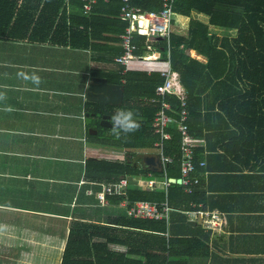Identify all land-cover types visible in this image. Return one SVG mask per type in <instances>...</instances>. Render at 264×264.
I'll return each instance as SVG.
<instances>
[{
  "label": "crops",
  "instance_id": "0c3cea01",
  "mask_svg": "<svg viewBox=\"0 0 264 264\" xmlns=\"http://www.w3.org/2000/svg\"><path fill=\"white\" fill-rule=\"evenodd\" d=\"M108 19L116 20L103 16L94 37L68 31L59 41L0 37V264H59L73 223L107 224L122 210L114 197L99 204L96 192L112 182L88 162L150 153L91 137L101 117L89 111L90 78L117 84L109 79L120 67L117 24ZM25 29L26 21L17 25L18 34ZM257 115L240 121L239 138L223 131L208 142L197 206L222 213L225 224L207 231L196 222L182 236L192 241L177 245L178 264H264V119Z\"/></svg>",
  "mask_w": 264,
  "mask_h": 264
},
{
  "label": "trees",
  "instance_id": "16d2710c",
  "mask_svg": "<svg viewBox=\"0 0 264 264\" xmlns=\"http://www.w3.org/2000/svg\"><path fill=\"white\" fill-rule=\"evenodd\" d=\"M131 4L143 11H159L162 0H131ZM81 6L80 0H0V37L25 38L29 34L28 38L35 39L36 34L37 39L56 40L66 31L94 37V26L103 16L116 18L106 22L116 23L114 32L118 34L127 25L118 17L121 0H97L88 15L82 13ZM173 10L175 15L189 18L185 33L176 30L171 33L169 60L186 92L189 132L207 143L205 147L200 144L194 148L198 163L203 159V152L210 150L208 142L212 136H224L219 132L229 131L225 137L239 138L241 120H254L258 113L264 119V0H174ZM23 21H26V29L18 34L17 25ZM134 43L136 53L141 54L145 37L136 35ZM155 45L165 56L166 42L158 39ZM190 50L202 59L192 57ZM121 52L120 47L118 53ZM115 74L116 78L109 81L123 85L121 104L89 102V111L98 119L102 114L114 117L120 111H131L139 128L125 133L119 127H103L97 123V132L91 137L119 149H152L158 136L153 133L151 124L159 107L149 99L163 79L156 72L149 75L134 70L122 73V66ZM168 99L175 110L168 114L178 118L179 101L173 97ZM167 131L170 138L163 142V153L172 157V162L166 166V176L177 179L180 177L181 136L175 124ZM130 154L133 155L127 160H90L88 165L102 169L105 181L131 177L127 191L131 201L166 199L171 207L168 229L164 221L130 218L123 210L107 224L75 222L59 264H178L177 245L183 240L192 241L182 236L193 233L196 227V222L188 221L184 211L200 201V178L197 184L191 185L189 193L180 183H169L166 190L161 185L148 189L136 177L151 174L160 180L164 178L163 170L152 171L134 158L136 152ZM201 168L197 166L191 177L198 176ZM114 198L116 203L120 201V197ZM111 244L125 246L126 250L112 251Z\"/></svg>",
  "mask_w": 264,
  "mask_h": 264
},
{
  "label": "built area",
  "instance_id": "2783aa9c",
  "mask_svg": "<svg viewBox=\"0 0 264 264\" xmlns=\"http://www.w3.org/2000/svg\"><path fill=\"white\" fill-rule=\"evenodd\" d=\"M97 0H80L82 13L90 14L93 5ZM174 0H162V7L159 11H143L131 4V0H121L119 8V19L127 23L126 27L119 34V45L121 54L115 57V62L122 66V73L126 71H140L147 75L156 72L163 81L155 87L154 96L149 102L158 105L151 127L153 133L158 136L154 143L153 153L157 154L160 160L164 178L157 180L153 175L148 174L144 179V186L153 189L161 185L166 190L169 185V178L166 176V166L172 162V157L164 155L163 142L170 138L167 129L171 124H175L176 130L180 133V184L184 186L185 192L191 191V185L199 182L198 176H192L196 167H203L205 161L195 162L194 148L204 141L194 137L187 124L188 110L186 107V92L180 83L178 72L172 70L170 66V36L173 29ZM141 35L145 37V48L141 54H137V46L134 37ZM160 39L166 42L165 56L157 49L155 42ZM169 97L179 101L176 108L178 118L168 114L174 110ZM175 111V110H174ZM176 180V179H175ZM130 180L127 177L119 181L102 184L100 190L96 192V198L100 205H108L112 197H120L117 207L122 209L127 217L152 219L164 221L166 228L169 225V213L171 207L166 199L161 202L148 200H134L128 198L127 191ZM187 219L198 222L207 231H219L225 224V218L218 211L203 210L196 204H191V209L184 211ZM167 232H166V234Z\"/></svg>",
  "mask_w": 264,
  "mask_h": 264
},
{
  "label": "water",
  "instance_id": "95a60500",
  "mask_svg": "<svg viewBox=\"0 0 264 264\" xmlns=\"http://www.w3.org/2000/svg\"><path fill=\"white\" fill-rule=\"evenodd\" d=\"M124 87L121 84H111L102 77H92L86 89V99L100 104L120 105L123 99ZM100 125L103 127H118L114 124V120L110 119V115L103 114L101 116ZM140 164H144L146 168L152 171H160L161 164L159 157L155 153H144L140 156ZM131 181V177H128ZM170 183H180L179 179L170 178Z\"/></svg>",
  "mask_w": 264,
  "mask_h": 264
},
{
  "label": "clouds",
  "instance_id": "9594fccd",
  "mask_svg": "<svg viewBox=\"0 0 264 264\" xmlns=\"http://www.w3.org/2000/svg\"><path fill=\"white\" fill-rule=\"evenodd\" d=\"M133 117L131 111H120L113 117L114 124L125 133L134 132L139 128V124Z\"/></svg>",
  "mask_w": 264,
  "mask_h": 264
},
{
  "label": "rangeland",
  "instance_id": "374dc122",
  "mask_svg": "<svg viewBox=\"0 0 264 264\" xmlns=\"http://www.w3.org/2000/svg\"><path fill=\"white\" fill-rule=\"evenodd\" d=\"M193 16H196V14H193ZM196 17H198L199 19H203V16H201V15H197ZM179 19H180L179 15H177V14L174 15V23H173L174 30L177 31L179 29H182L181 32L183 31L182 33H185L189 18L188 19L184 18L182 20L181 19L179 20ZM216 32L221 33V30H217ZM147 151H149L150 153H153L152 152L153 148L152 149H148ZM140 156L141 155L137 153L134 156V158L140 161ZM159 162H160V160H159ZM139 183L140 184H144V180L142 179ZM41 259H42V257H41Z\"/></svg>",
  "mask_w": 264,
  "mask_h": 264
}]
</instances>
